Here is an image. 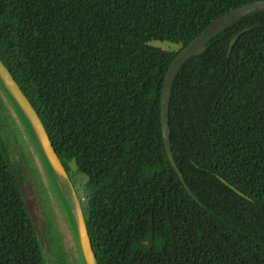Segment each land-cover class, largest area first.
I'll use <instances>...</instances> for the list:
<instances>
[{
    "label": "trees",
    "instance_id": "trees-1",
    "mask_svg": "<svg viewBox=\"0 0 264 264\" xmlns=\"http://www.w3.org/2000/svg\"><path fill=\"white\" fill-rule=\"evenodd\" d=\"M256 1L0 0V58L67 172L75 162L88 177L82 205L99 264H264V12L223 30L173 83L172 156L192 195L161 127L172 61ZM20 177L0 144V264H45Z\"/></svg>",
    "mask_w": 264,
    "mask_h": 264
},
{
    "label": "water",
    "instance_id": "water-1",
    "mask_svg": "<svg viewBox=\"0 0 264 264\" xmlns=\"http://www.w3.org/2000/svg\"><path fill=\"white\" fill-rule=\"evenodd\" d=\"M260 12H264V1H256L243 5L219 17L214 23L208 26L198 37L191 41V43H189L176 56V58L172 61L168 68L163 83L161 96L162 135L164 139L167 157L190 195L192 194L187 185L185 184L181 172L176 166L171 150L169 108L170 94L173 83L185 62L191 57L201 56L202 54H204L207 44L215 37H217L223 30H225L230 25L244 17ZM244 32L245 30L241 31L232 38L229 44L228 56H230L236 42ZM0 98L6 110H9L11 115L15 117L17 124L21 127L23 124H25V126L28 127L31 136H33V149L38 156V159L36 161V168L41 181L40 184H43V186L45 185L46 192L51 194L49 201L51 202L52 206L54 205L53 197H56L57 199H59L60 204L68 213L66 214V218H71L73 222V228L76 234L77 248L80 254L82 264H99L97 256L94 253L91 238L88 232L86 218L82 205L83 200L77 193V190L66 170V167L61 162L40 116L38 115L32 103L25 95V93L15 80L14 76L12 75L11 71L2 61L1 58ZM221 180L231 190H234L238 195L247 198L242 192L238 191L235 187L228 184V182L223 179ZM52 185H54V189ZM32 223L35 228L36 226L33 220ZM35 231L38 241L42 248L45 264H47L43 245L40 240V235L36 228Z\"/></svg>",
    "mask_w": 264,
    "mask_h": 264
},
{
    "label": "rangeland",
    "instance_id": "rangeland-1",
    "mask_svg": "<svg viewBox=\"0 0 264 264\" xmlns=\"http://www.w3.org/2000/svg\"><path fill=\"white\" fill-rule=\"evenodd\" d=\"M151 46L161 48L166 51H176L179 46L170 42L153 41ZM33 136L25 124H17L15 117L6 110L0 98V144L7 149L8 158L14 170L20 172L21 191L29 208L30 216L35 224V228L40 235L47 264H60L59 251L62 246L63 254L68 264H82L77 248L76 234L70 236V229L67 218L59 199L53 197L54 205L50 200V193L46 192L45 185L40 184V178L36 168L38 156L33 149ZM70 176L75 184V188L84 202L88 194V177L77 170L75 162L68 164ZM53 189H54V185ZM54 221L53 227H48L50 220ZM42 220L47 223L43 225ZM58 245V252L54 250L51 238ZM63 243V244H62Z\"/></svg>",
    "mask_w": 264,
    "mask_h": 264
},
{
    "label": "bare ground",
    "instance_id": "bare-ground-1",
    "mask_svg": "<svg viewBox=\"0 0 264 264\" xmlns=\"http://www.w3.org/2000/svg\"><path fill=\"white\" fill-rule=\"evenodd\" d=\"M61 206H62V205H61ZM62 208H63L64 214H65V216H66V214H68V213H67V211L64 209L63 206H62ZM67 222H68V226H69V229H70V236H71L72 234H74V228H73V222H72V220H71L70 217L67 218Z\"/></svg>",
    "mask_w": 264,
    "mask_h": 264
},
{
    "label": "flooded vegetation",
    "instance_id": "flooded-vegetation-1",
    "mask_svg": "<svg viewBox=\"0 0 264 264\" xmlns=\"http://www.w3.org/2000/svg\"><path fill=\"white\" fill-rule=\"evenodd\" d=\"M68 174H69V173H68ZM69 176H70V174H69ZM70 178H71V176H70ZM71 179H72V178H71ZM72 182H73V180H72ZM74 186H75V184H74ZM77 193H78V191H77ZM78 194H79V193H78ZM79 195H80V194H79ZM43 222H44V220H42V223H43ZM46 222H47V221H46ZM46 222H44V223L46 224ZM44 223H43V225H45Z\"/></svg>",
    "mask_w": 264,
    "mask_h": 264
}]
</instances>
